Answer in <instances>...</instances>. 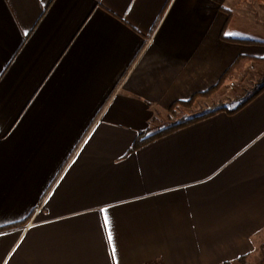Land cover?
Instances as JSON below:
<instances>
[{"label": "crops", "instance_id": "obj_1", "mask_svg": "<svg viewBox=\"0 0 264 264\" xmlns=\"http://www.w3.org/2000/svg\"><path fill=\"white\" fill-rule=\"evenodd\" d=\"M236 59L228 77L264 64V0H0V264L248 258L264 88L131 151Z\"/></svg>", "mask_w": 264, "mask_h": 264}, {"label": "rangeland", "instance_id": "obj_2", "mask_svg": "<svg viewBox=\"0 0 264 264\" xmlns=\"http://www.w3.org/2000/svg\"><path fill=\"white\" fill-rule=\"evenodd\" d=\"M242 33H239L236 35V37H241V38H253L251 36H249L246 32H244L243 30H241ZM226 34L230 35V32H226ZM246 62L242 63L241 65H238L230 74V76L227 79L226 82V87H229V90H226L222 93H218L217 95H215L214 98L216 99H211V101L209 100H201L198 101V103H196V105L194 106L193 109L189 110H185V109H181L173 119H166V117L162 116L161 119V125H170L171 122H177L180 121L181 119L193 116V115H198L200 113H203L206 110H209L211 107V102H214L215 100H219V102L221 101H226V100H231V98H234L235 101H229L226 102L225 104H227V107H230L231 109L233 107H235L238 103L241 102V100L245 97L247 98L248 96H250L258 87L262 86L264 84V77H262L260 80V82L256 83L258 81V79L261 77V75H259L257 72L258 71H264V64L263 66H260L258 68H254V69H244L243 66ZM254 72L253 75H251L249 77V73ZM248 78V79H246ZM242 80V82H241ZM244 81V82H243ZM237 82V83H236ZM239 82V83H238ZM255 84L254 89L252 88V86ZM233 85V86H231ZM247 90V91H246ZM249 90V91H248ZM243 94H245V96H243ZM263 240V241H262ZM261 241L259 244L257 243L255 245V250L253 251V253H251L249 255V257L246 259V264H264V236L263 238H261ZM234 264H240L238 262H234Z\"/></svg>", "mask_w": 264, "mask_h": 264}, {"label": "trees", "instance_id": "obj_3", "mask_svg": "<svg viewBox=\"0 0 264 264\" xmlns=\"http://www.w3.org/2000/svg\"><path fill=\"white\" fill-rule=\"evenodd\" d=\"M224 10H226V8H222ZM229 12H227L228 14ZM230 15L228 14L227 17V21L229 19ZM231 40L234 41H242V42H248V43H256L255 41H252L250 39H241V38H232ZM238 62V59H236L234 61L233 64H231V66H229L220 76V78L218 79V81L216 83H214L212 86H210L209 88H207L206 90L200 91V92H196L194 93L189 99L185 100V101H177V102H173L172 104L169 105L168 107V114H169V119H173L175 117V115L177 114V109H185V110H191L195 103L199 100V99H209L211 98L213 95H215L223 86L225 80L227 79L229 73L231 72V70L233 69L234 65ZM264 88V85H262L257 91L256 93L252 96H256L260 91H262V89ZM248 100H246L245 102L241 103L239 106H237L236 108L233 109H229L227 106H219L216 107V109H212L210 108L209 110H207L206 112L201 113L200 115H193L188 119H181L180 121L177 122H171L170 126L159 130L158 132H156L153 135H150L148 137H145L146 132H143L141 134H139V138L137 139V141L133 144V146L131 147V151L138 148L140 145L144 144L146 141L151 140L153 138L162 136L163 134L174 130L176 128H179L181 126H184L188 123L194 122V121H198L200 119H203L205 117H208L210 115H212L213 113H216L218 111H222L225 110L228 113H234L237 110H239ZM143 136V137H142ZM246 258L247 256H241L238 258L237 262L240 264H246ZM225 264H234L231 262L225 263Z\"/></svg>", "mask_w": 264, "mask_h": 264}, {"label": "snow or ice", "instance_id": "obj_4", "mask_svg": "<svg viewBox=\"0 0 264 264\" xmlns=\"http://www.w3.org/2000/svg\"><path fill=\"white\" fill-rule=\"evenodd\" d=\"M108 223H109L108 218H107V216H105V225L107 226ZM108 239H109V242L111 243V241H112V235H111V232H109ZM113 256L115 257V248L113 249Z\"/></svg>", "mask_w": 264, "mask_h": 264}]
</instances>
